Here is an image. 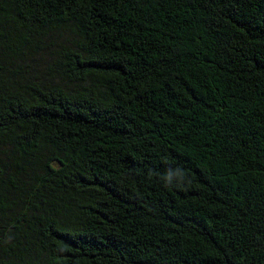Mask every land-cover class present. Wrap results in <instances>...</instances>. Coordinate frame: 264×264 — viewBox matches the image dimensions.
I'll list each match as a JSON object with an SVG mask.
<instances>
[{
    "label": "trees",
    "instance_id": "16d2710c",
    "mask_svg": "<svg viewBox=\"0 0 264 264\" xmlns=\"http://www.w3.org/2000/svg\"><path fill=\"white\" fill-rule=\"evenodd\" d=\"M0 264H264V0H0Z\"/></svg>",
    "mask_w": 264,
    "mask_h": 264
}]
</instances>
